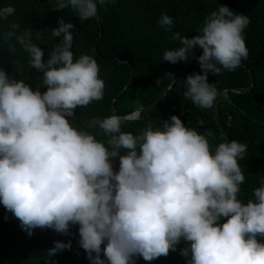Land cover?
I'll return each instance as SVG.
<instances>
[{"label":"clouds","instance_id":"clouds-1","mask_svg":"<svg viewBox=\"0 0 264 264\" xmlns=\"http://www.w3.org/2000/svg\"><path fill=\"white\" fill-rule=\"evenodd\" d=\"M109 2L56 0V7L71 8L83 22L96 16L97 5ZM14 11L0 7V20ZM157 24L171 32L173 20L162 13ZM248 24L247 15L218 6L204 18L199 34H171L179 46L163 52L164 62H186L194 48L202 49L196 57L202 74L182 82L184 97L195 106L207 109L219 94L207 82L209 72L232 71L247 58ZM10 27L0 39L15 35L46 86L43 93L33 91L0 69V205L27 235L35 228L67 234L70 224L78 225V243L90 264H134L137 255L152 261L175 251L181 239L189 242L180 252L190 253L187 264H264V242L257 239L264 237V183L246 203L237 198L245 144L225 141L210 151L206 136L175 115L162 128L149 126L134 136L121 131L123 121L140 118L132 112L89 122L108 137L106 147L67 119L104 93L95 59L73 58V25L58 19L50 33L62 39L43 61L30 33L16 34L18 26ZM111 158L119 160L116 172ZM53 244L48 257L71 246L70 241Z\"/></svg>","mask_w":264,"mask_h":264},{"label":"trees","instance_id":"trees-1","mask_svg":"<svg viewBox=\"0 0 264 264\" xmlns=\"http://www.w3.org/2000/svg\"><path fill=\"white\" fill-rule=\"evenodd\" d=\"M4 6H12L15 11L7 19L0 20V34L12 31V24L18 26L16 34L29 32L31 41L44 53L42 61L48 59L62 39L52 38L50 33L58 27V19L73 25L70 48L73 58L86 54L95 59L99 78L104 82V93L101 100L74 109L73 116L67 119L73 127L89 132L106 147L108 137L89 122L113 115L112 104L117 116L146 109L182 71L183 78L170 87L143 120L122 122L121 131L139 135L149 126L162 128L163 121L175 115L185 127L206 136L210 151L225 141L245 144L244 159L238 161L244 183L240 185L237 198L245 203L253 199V189L264 183V0H110L103 6L97 5L96 16L83 22L69 7L57 10L56 0H0V7ZM218 6H227L249 19L243 31L247 58L232 71L222 69L219 74H207V82L215 84L219 93L214 101L219 124L211 106L207 109L197 107L183 94L182 82L186 76L202 74L196 59L202 49L190 63L199 47L194 48L186 62L170 64L162 60L165 50L179 46L171 39L172 33L178 32L186 38L199 34L204 18ZM162 13L173 20L171 32L157 24ZM0 69L13 80H23L33 91H46V86H42V73L31 68L28 53L16 42L15 35L7 40L0 39ZM250 86L246 92L231 91ZM123 152L120 150V154ZM111 162L113 171H118V158H111ZM257 239L264 242V237ZM56 241H70L71 246L48 257L47 251ZM78 241V225L71 224L67 234L35 228L29 236L21 229L19 220L0 205V264H90ZM188 243L181 239L175 251L170 250L166 256L152 261H144L137 255L133 257L134 264H187L190 253L181 256L180 252ZM103 247L102 243L101 250ZM100 258L105 259L103 251Z\"/></svg>","mask_w":264,"mask_h":264},{"label":"water","instance_id":"water-1","mask_svg":"<svg viewBox=\"0 0 264 264\" xmlns=\"http://www.w3.org/2000/svg\"><path fill=\"white\" fill-rule=\"evenodd\" d=\"M103 35V31L101 30V34H100V38L102 37ZM201 49L200 48H197L196 51L194 52V54L192 55L191 59L189 60V63L192 61V59H194V57L197 55V53L200 51ZM124 63L126 64H130L129 62H126V61H123ZM132 78H133V72H132ZM182 78V71H179V73L174 77V79H172V83L169 85V87L160 95V97L155 101L153 102L151 105H149L146 109H143L142 111H140V118L139 119H133V120H125L123 122H126V123H132V122H136V121H141L144 119V116L150 111L152 110L162 99L163 97L167 94L168 90L170 89V86L172 84H174L177 80L181 79ZM252 82H253V79H252ZM251 88L248 87V88H244V89H231V91L233 92H236V93H241V92H246L248 91L249 89ZM226 95V94H225ZM119 96V95H118ZM234 104V103H233ZM211 108H212V111L214 113V118L215 120L217 121V123L219 124V121H218V117H217V114H216V110H215V106L214 104L211 105ZM112 113L113 115H116V111H115V108H114V104H112ZM223 131V130H222ZM225 137H227L226 133L223 131Z\"/></svg>","mask_w":264,"mask_h":264}]
</instances>
